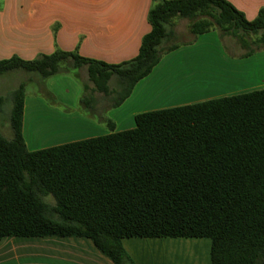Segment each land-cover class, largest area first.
<instances>
[{"label": "trees", "instance_id": "1", "mask_svg": "<svg viewBox=\"0 0 264 264\" xmlns=\"http://www.w3.org/2000/svg\"><path fill=\"white\" fill-rule=\"evenodd\" d=\"M176 18L192 21L194 38L182 45L218 31L243 57L264 51V8L249 21L227 0H153L151 31L129 61L56 50L0 59V75L22 70L44 83L74 74L82 108L95 111L96 93L117 108L182 46L168 45ZM25 98L22 84L13 94V138L0 133V240L82 237L114 264H134L124 239H209L211 264H264V89L142 113L131 130L37 151L23 137Z\"/></svg>", "mask_w": 264, "mask_h": 264}, {"label": "crops", "instance_id": "2", "mask_svg": "<svg viewBox=\"0 0 264 264\" xmlns=\"http://www.w3.org/2000/svg\"><path fill=\"white\" fill-rule=\"evenodd\" d=\"M245 17L254 20L264 8V0H227ZM153 0H44V3H13L5 0L0 13V59L13 56L34 60L56 50L77 52L81 56L121 64L135 58L142 39L151 31L148 14ZM183 45L163 57L153 72L140 81L131 96L119 107L107 110L114 123L111 130L106 123L82 116L77 104L82 86L72 75H60L46 80L57 103L70 111L64 113L49 106L40 97L25 98L23 137L29 151H37L41 144L54 147L82 141L135 127L139 114L186 106L264 89V51L250 57L238 53L227 39L216 37L215 49L225 58V67L206 77L201 65L191 62L199 45ZM14 47L3 46L8 37ZM215 37V36H214ZM16 44V46H15ZM225 47L236 59L226 56ZM11 48V49H10ZM187 59L181 61L179 59ZM213 71V70H211ZM218 81L223 87L217 95L203 93L194 99L186 91L198 84ZM72 110V111H71ZM43 113L44 118L39 114ZM43 131L46 135L42 136ZM42 148V147H40ZM123 247L135 264H211L206 244L187 239L129 238ZM193 250V256L183 257L180 250ZM178 251V254L176 253ZM204 252V258L200 255ZM199 255H198V254ZM206 257V258H205ZM0 264H114L87 238L82 237H5L0 240Z\"/></svg>", "mask_w": 264, "mask_h": 264}, {"label": "rangeland", "instance_id": "3", "mask_svg": "<svg viewBox=\"0 0 264 264\" xmlns=\"http://www.w3.org/2000/svg\"><path fill=\"white\" fill-rule=\"evenodd\" d=\"M10 1H11V4H13V3H29L30 1H36L38 3H44V0H10ZM4 2H5V0H0V9H2V5H4ZM1 12L2 11L0 10V13ZM191 23H192V21H190L188 19H180V18L174 19L173 29L176 32V38L174 40H172L168 45H171V44L182 45V44H186V43L190 42L194 38V35L192 34V32L190 30ZM213 34L214 35H212V36L207 34V35L201 37V39H199L200 40L199 45L196 49V52L194 53V57H192V59H191V62L198 64V65H201L202 68L206 70V73H207L206 77L213 80V81H216V80H218V78L215 77L216 80H214L213 78L215 75L213 77H211V74L212 73L215 74V72H217V71L220 72V70L223 67H225V62H224L225 58H223V55L220 51L215 49L216 37L217 38L220 37L219 32L213 31ZM226 39H227V42L235 45V47L238 49V51H236V52L241 53V54L246 52L244 49H242L240 47V45L234 39H232V38H226ZM3 40H4V42H6V43H3V46L6 45V46H9L12 48L14 47V44L9 39V36L7 38L5 37ZM15 46H16V44H15ZM225 50L226 51H223V52L226 54V56H229L230 58L236 59L234 57V55L231 54V53H236V52H230V50H228L226 47H225ZM167 55H165V56H167ZM181 61H188V60L180 58L177 61V63H180ZM211 70H213V71H211ZM72 77L75 78L74 80H76L77 82H79L81 84V80L79 78H76L74 76V74L72 75ZM41 82L42 81H41L40 77L37 76V74L28 73V72H25L22 70H16V71H12V72L0 75V99H1V101H0V133L6 139L10 140L13 138V130H12V126H11V112H12V108H13V94L20 87V85H22V84L25 85L26 97H28V98L40 97L49 106H54L53 104L50 103L51 100H53V99H51V96L50 95L47 96V94L45 95V93H43V90L45 89L49 93H51L55 100H56V97L54 96L52 91H50L48 89L46 81H44V83H41ZM81 86H82V84H81ZM218 87H223V83H221V81H218L217 84L213 82L212 86L209 84H203L200 82L198 84L196 90H194L193 88H189V89H191V92L190 91H186V92L190 97L194 96V99H197V97L201 95V94H199L201 92V93H203V96H202L203 99H207V96L217 95L220 92H222V91L216 90V88H218ZM82 93H83V88H82ZM112 98L113 97H105L103 94L96 93L95 94V101H96L97 107H96L95 111H90L87 108L86 109L82 108V106L78 102L77 108L80 110L78 112L82 116H84L88 119H91L93 121L95 119H98V121H99V119L107 117V111H108L107 109L110 108V106L113 103ZM56 102H58V101L56 100ZM56 108L58 110L64 112V113H69V111H70L66 106H61L60 104H58L56 106ZM39 115H40V117H42V119L44 118L42 112ZM45 135H46V133H45V131H43L42 136H45ZM49 146L50 145L41 144L40 146L37 147V149L41 150V149L50 148ZM40 147H42V148H40ZM46 201H48L50 204L54 205V201L52 198H48V199H46ZM187 240H190V242H193V243L200 242V244H203V246L206 244L205 249H207V256H208L209 250H210V240L209 239H187ZM176 253L178 254V251H176ZM179 253L181 256L183 255V257L189 256L190 259L193 256V250L188 249L187 247L184 250H182V253H181V250ZM200 255L203 256L204 252H202ZM204 256H203V258H204ZM133 263H134V261H133ZM185 263L189 264L188 262H185ZM182 264H184V263H182Z\"/></svg>", "mask_w": 264, "mask_h": 264}]
</instances>
